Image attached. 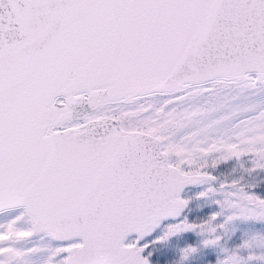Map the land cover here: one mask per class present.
<instances>
[{
    "label": "snow or ice",
    "instance_id": "6c2138e0",
    "mask_svg": "<svg viewBox=\"0 0 264 264\" xmlns=\"http://www.w3.org/2000/svg\"><path fill=\"white\" fill-rule=\"evenodd\" d=\"M0 264H264V0H0Z\"/></svg>",
    "mask_w": 264,
    "mask_h": 264
}]
</instances>
